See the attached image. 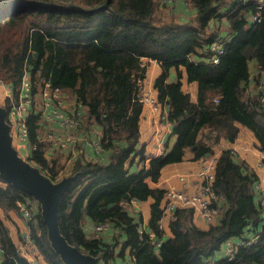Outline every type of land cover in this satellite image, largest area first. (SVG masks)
<instances>
[{
  "label": "trees",
  "instance_id": "1",
  "mask_svg": "<svg viewBox=\"0 0 264 264\" xmlns=\"http://www.w3.org/2000/svg\"><path fill=\"white\" fill-rule=\"evenodd\" d=\"M185 1L194 15L180 22L155 18L154 0H0V76L14 99L24 74L34 94L47 81L73 94L80 113L73 128L77 134L85 131L91 140L93 128L102 133L101 151L91 147L85 154L74 152L64 169L46 156L47 141L39 133L41 112L34 107L26 117L30 161L53 180L77 174L60 200L61 233L102 264L124 258L128 248L133 264H264L258 176L231 148L221 150L214 170L212 189L221 204L216 220L201 228L192 221V209L177 207L169 221L171 236L164 237L159 227L165 190L150 187L146 178L156 181L162 167L183 161L188 152L193 160L212 155L221 138H236L238 123L251 130L264 152V102L256 89L264 72V7L259 21L250 22L254 0ZM220 18L227 27L221 36L224 51L217 63H210L208 47L219 34L209 23ZM138 56L161 65L154 87L158 101L168 104L167 120L175 137L164 154L149 157L147 164L141 150V168L129 166L142 108L137 82L144 73ZM251 61L257 66L254 87L249 86ZM181 69L188 82L196 83L195 100L182 89ZM170 71L175 72L173 80H167ZM24 196L34 200L10 184L0 185V264H29L6 223L8 212L18 213L17 201ZM148 198L153 199L148 225L160 240L158 246L147 234H139L137 218L127 208L132 200ZM36 219L30 232L38 252L48 264H63L49 245L39 205ZM84 220L111 227L94 237L83 228ZM256 233L255 241L238 244ZM227 241L234 244L231 258L222 252Z\"/></svg>",
  "mask_w": 264,
  "mask_h": 264
},
{
  "label": "built area",
  "instance_id": "2",
  "mask_svg": "<svg viewBox=\"0 0 264 264\" xmlns=\"http://www.w3.org/2000/svg\"><path fill=\"white\" fill-rule=\"evenodd\" d=\"M183 1L186 3L185 0ZM254 2H255L254 11L252 14L249 15L250 22L259 21L261 15V9L264 7V0H254ZM224 44L225 43L223 42L220 36L211 41L210 46L208 47L210 52V55L208 56L209 57L208 61L210 63H217L219 61L218 56L219 54L223 53ZM137 83L138 85L141 86L142 84L141 79H138ZM42 86L43 87L41 88V90L37 93L40 95V100H41V109L39 111L41 112V115L44 114L48 120L57 121L60 125H62L65 129H67L64 136L58 134L57 136L55 135L56 138L53 137L58 142V145L61 148H65L66 146H71L68 144L71 143L74 144L76 141V134L73 128L78 123L77 119L78 116H80V113L77 110L78 105L76 108V103L74 102L69 110L62 111L60 107L64 109L66 108V106L60 105L61 102L63 101L62 91L57 87H51L50 83L47 81L44 82ZM8 89H9V94L5 95V97L8 98L7 106H6L7 107L6 119L10 125V133L12 136L13 144L17 150L18 147L21 148L22 150L23 149L26 150V153H23L22 156L28 158L32 146L30 145L28 139V128H27L26 117H27V113L36 106V98L32 88V83L30 81L29 76L24 74L18 88L19 92H18L17 100L14 99L13 94L11 92V88L9 86ZM256 89L260 95V100L264 102V72L260 74V77L256 81ZM149 100L155 109L159 108V101L155 102L152 99ZM163 104L167 107V109L163 108L160 111L159 114L160 120H163L167 123L169 122L167 120L168 104L165 101H163ZM91 133H92V138L89 144L92 146V148L95 151H101V144H100V140L102 136L101 131L97 128H93L91 130ZM164 152L165 151H163L160 148L158 153L152 156L162 155L164 154ZM74 154L75 153H72V155H68L66 157V161L67 158L69 159V164H71L72 161L71 159ZM139 154L140 151L136 150L133 156V160L139 165H141L142 161H140ZM148 158L149 157H146L145 161H148ZM217 158L218 155L216 154H212V155L208 154V156H203L196 159L198 165V170L195 173V177L198 179L197 191L190 193L184 189L189 181L187 179V176H183V175L178 176L179 180L182 183L181 189H176L174 187H168L165 189L163 195L164 198L162 205L163 208L162 215L173 213L175 208L177 207H185L192 209L193 212H196L199 218L205 221L206 223L214 222L216 220L218 210L220 209V204L217 203L219 201L220 195H218L212 189V182L214 178V170H215ZM0 185L5 187L6 183L0 180ZM255 187L258 193L259 203L262 206V210L264 214V180L261 179L258 180L255 183ZM132 201H136V200H132ZM17 205L20 211V216L25 224L24 230L22 231L20 239L17 243L18 253L21 256H23L29 264H48L45 258L42 256V254L38 252L30 232V228L33 225H36L37 223L36 216L38 211V203L36 202V200L34 201L24 196L23 198L17 201ZM110 227L111 226L108 222H100L95 225L93 224L91 226L90 234L94 237L99 236L103 232L109 230ZM159 227H162L161 223H159ZM84 229L88 231V228L84 227ZM138 231L140 235L144 233L147 234L148 240H150V243H153V245L158 246L160 244V240H155L152 232H147L143 228L138 229ZM7 233L9 235V231ZM257 238H258V233L248 239L239 241L238 244H245V243L249 244L255 241ZM233 249H234V244L231 241H227L225 247V253L229 256V258L232 257ZM133 259H134L133 251L131 248H128L125 264H133ZM99 264H102L101 260H99ZM110 264H119V263L112 261Z\"/></svg>",
  "mask_w": 264,
  "mask_h": 264
},
{
  "label": "crops",
  "instance_id": "3",
  "mask_svg": "<svg viewBox=\"0 0 264 264\" xmlns=\"http://www.w3.org/2000/svg\"><path fill=\"white\" fill-rule=\"evenodd\" d=\"M172 8V7H171ZM186 9V13L189 14L186 17H182L179 9ZM171 15L174 17V20L176 21H186L193 17L194 15V9L191 5H188V3H184L183 0H176L175 6L171 10ZM176 17V18H175ZM212 21V20H211ZM210 21V23H211ZM209 23V29L210 30H217L219 36H225V29L226 24L224 18H220V20L216 19L215 26H211ZM223 25V26H222ZM143 57V58H142ZM208 59V58H207ZM136 61L140 63L141 67L143 68L144 77L142 78V87L140 88V95H141V102H142V108L138 119V142L136 144V150L141 151L143 150L144 155L146 157H150L152 155H156L161 148L163 151H166L167 143L170 144L175 140V137L171 135V124L169 122H165L163 120H160V111L167 107L163 104V102H159V108L155 109L150 102L149 99L154 100L155 102H158V91L156 87H154V80L162 73V68L159 62L156 60L150 59L146 56H138L136 58ZM250 80H249V86H252L253 82V76H255L257 73V66L254 62L251 61L250 65ZM256 73V74H255ZM260 77V76H259ZM258 77V78H259ZM175 79V72L170 71V73L167 76V80H173ZM181 81H182V89L186 92H190L191 97L193 100L196 99L197 94V87L195 82H188L186 79V73L183 69H181ZM8 86V85H7ZM253 87V86H252ZM63 94V101L60 105L66 106V108H61L62 111L69 110L73 103H76V100L69 91L64 92ZM4 99V96H0V100ZM83 113L81 114V119L83 120L85 118V107H82ZM42 127L43 132L48 134L49 137H51V141L55 145V147L60 148L59 152L61 155L64 156L63 161L61 160V163L64 162V165L62 168L66 169L69 167V159L66 157L69 155V153L77 152L79 154H85L86 150H91L92 146L89 144L90 140L87 139L86 132L76 134V141L74 144H68L71 146H66L65 148H61L58 145V142L56 139H52L57 136L58 134L61 136H64L67 129H65L62 125H60L57 121L48 120L45 115H42ZM238 126V134L236 138L229 142L225 140L224 138H221L219 143L213 146V154L219 155L221 150L225 147L233 149V151L237 154L239 159L244 160L255 172V174L258 176V180H264V152H262L259 148L258 141L252 134L251 130H249L247 127L237 124ZM42 132V134H43ZM42 134H40L41 138L43 139ZM56 138V137H55ZM24 153H26V150H22ZM52 154V149L49 147V150H46V156L50 157L49 155ZM66 161V162H65ZM68 162V163H67ZM148 161H145V164H147ZM62 165V164H61ZM130 167L135 168H141L142 164L139 165L135 161L131 160L129 163ZM128 166V167H129ZM198 170V165L196 159H192V154L188 152L184 158L183 161L180 162H174L166 164L162 169L160 170L159 177L156 181H152L149 178H146L148 185L150 187H157L161 189H166L168 187H174L176 189L182 188V183L179 180V175L187 176L188 183L186 187L184 188L188 192L192 193L197 191L198 187V179L195 177V173ZM68 174V172H66ZM61 174L62 175H66ZM152 198H148L144 201H130L129 204H127V208L134 216L139 215V217L135 220L137 223L138 229L143 228L147 232H151L148 222L150 218V205L152 202ZM256 202L259 203L258 195L256 198ZM163 205V200L162 204ZM221 207V204H220ZM19 210V209H18ZM142 211V214H140ZM10 220H6V223L9 225V235L12 237L13 241L18 243L20 236L22 234V231L24 230L25 224L23 222V219L20 216V211L18 213L16 212H8ZM172 213H168L165 215H162L161 218V228L163 231V236H171V231L169 228V221L171 219ZM192 221L195 225L201 228H207L209 225L205 221L199 218L198 214L196 212H193L192 214ZM83 226L88 228V231L86 233L90 235L91 232V226L92 223L87 222V220H84ZM83 227V228H84ZM260 229V228H259ZM108 231V230H107ZM259 231V230H258ZM257 234V233H256ZM251 235V234H250ZM19 238V239H18ZM225 249V245L222 248V252ZM127 252L128 249L125 251V257H118L117 260H115L116 263L119 264H125L126 258H127Z\"/></svg>",
  "mask_w": 264,
  "mask_h": 264
},
{
  "label": "water",
  "instance_id": "4",
  "mask_svg": "<svg viewBox=\"0 0 264 264\" xmlns=\"http://www.w3.org/2000/svg\"><path fill=\"white\" fill-rule=\"evenodd\" d=\"M6 115L7 108L0 104V180L36 200L49 245L63 264H99L98 256L69 243L59 227L61 197L77 174L53 180L28 158L23 157L13 144Z\"/></svg>",
  "mask_w": 264,
  "mask_h": 264
},
{
  "label": "rangeland",
  "instance_id": "5",
  "mask_svg": "<svg viewBox=\"0 0 264 264\" xmlns=\"http://www.w3.org/2000/svg\"><path fill=\"white\" fill-rule=\"evenodd\" d=\"M154 2H155V10H154V16H155V18H158V19L161 18L162 20H168L169 21V19L171 17H173L171 15V13H172L171 10L175 6V4H176V0H167V1H165V0H154ZM186 4H187V2H186ZM179 11H180L182 17H186L187 18V16L189 15V14L186 13L187 12L186 9L181 8V9H179ZM184 21H182V22H184ZM215 22H216V19H212L210 25L211 26H215L214 25ZM140 87H142V84H141ZM7 94H9V89H8L7 83L0 76V96H2V98L4 96V99L0 100V104L3 105V106H7L6 97H5V95H7ZM35 98H36V106H35V108L37 110H40L41 109L40 95L39 94H35ZM40 121H42V119H40ZM43 129L44 128L42 127V129L39 132L40 134H42ZM46 131H48V129H46L45 132ZM45 132H43L42 136H43V140H46L47 141L46 142L47 143V150H49V147L52 149V154L49 155L50 157H48V158H51V159L54 158V159H56L57 162H58V165L60 166L62 164V166H63L64 165V162L61 163V160L63 161V158H64L65 154H64V156L60 154V152H59V149L60 148L55 147V145L53 144V142L50 139L51 137H49L48 134H46ZM52 139H54V138H52ZM18 152L21 155L24 153L22 151V149L19 148V147H18ZM140 214H142V211H141ZM136 217L138 218L139 215H136Z\"/></svg>",
  "mask_w": 264,
  "mask_h": 264
}]
</instances>
